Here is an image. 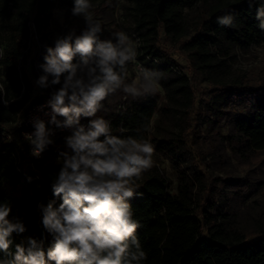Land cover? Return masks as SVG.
<instances>
[{
	"label": "trees",
	"instance_id": "16d2710c",
	"mask_svg": "<svg viewBox=\"0 0 264 264\" xmlns=\"http://www.w3.org/2000/svg\"><path fill=\"white\" fill-rule=\"evenodd\" d=\"M129 1L133 30L142 40L139 59L143 68L160 73L159 88L164 100L159 105V91L135 99L122 89L110 94L96 115L110 121L114 135L152 138L162 152L181 163V151L195 141L197 134L193 139L182 129L175 134L166 130L161 136L145 132L144 126L152 127L157 113L154 123L159 128L167 121L174 125L189 117L197 123L201 115L196 110L201 102L197 98L199 91L208 95L206 107L212 114L221 116L220 108L226 103L242 104V111L228 119L226 134L215 127L217 120L211 118L206 136L211 145H207L206 152H197V163L193 164L196 168L190 173L177 166L175 190L155 165L135 181L138 187L129 202L133 219L140 225L136 235L147 256L141 264H264V227L248 238L231 226L229 215L215 205L214 187L206 188L208 181L222 178H213L205 171L212 161H227V155L247 159L264 150V77L254 81L244 72H231L237 50L264 44V31L256 19V10L264 0H253L251 7L249 0ZM90 3L96 20L94 12H102L107 5L104 0ZM73 4L74 0H0V203L11 205L10 219L18 217L24 222L27 232L23 236L46 238L45 248L51 245L52 237L44 233L38 205L53 199L57 206L62 202L54 197L52 189L62 164L47 163L46 156L56 158L61 152H71L64 140L70 132L59 130L53 137L54 144L38 158L30 154V143L18 138L28 109L51 98L50 87L40 88L33 95L46 47L54 46L55 39L49 37L54 11L63 10L70 29L75 28L77 34L85 27L82 17L72 15ZM99 5L102 11L95 10ZM227 14L235 17L231 27L216 22L217 17ZM191 22H195L193 27ZM189 27L193 28L191 34L187 33ZM161 33L168 40H182L187 66H180L172 58L170 49L161 44ZM100 35L101 39H111L108 33ZM34 36L39 44L30 46ZM124 79L132 83L127 71ZM90 119L81 117V123L87 125ZM16 153L22 157L20 170L14 160ZM204 193L209 196L201 199ZM13 237L16 243L22 239L15 233ZM8 258L0 253V259Z\"/></svg>",
	"mask_w": 264,
	"mask_h": 264
},
{
	"label": "clouds",
	"instance_id": "9594fccd",
	"mask_svg": "<svg viewBox=\"0 0 264 264\" xmlns=\"http://www.w3.org/2000/svg\"><path fill=\"white\" fill-rule=\"evenodd\" d=\"M252 3L249 0L250 7ZM92 7L90 0H74L71 13L82 17L85 27L79 34L72 28L58 35L54 46L46 47L42 74L35 81L40 88L61 85L48 101V123L55 127L37 119L34 131L24 134L31 154L38 158L54 144L56 129L70 130L64 140L71 152L59 154L62 166L52 181L53 195L62 202L57 206L53 199L38 205L42 228L52 243L45 248L46 238L23 236L26 225L18 217L10 219L12 207L2 202L0 253L9 258L0 259V264H141L147 258L129 201L136 194L135 181L154 166V145L147 139L114 135L110 121L96 114L118 89L134 99L155 95L160 73L141 66L138 78L125 83L124 74L127 65L136 61L138 43L124 32L113 34L115 43L101 39L102 27L94 20ZM234 19L227 14L216 22L231 27ZM256 19L264 31V5L257 8ZM81 117L92 119L84 125ZM143 130L150 133L152 127L145 125ZM14 233L22 236L19 243Z\"/></svg>",
	"mask_w": 264,
	"mask_h": 264
},
{
	"label": "rangeland",
	"instance_id": "374dc122",
	"mask_svg": "<svg viewBox=\"0 0 264 264\" xmlns=\"http://www.w3.org/2000/svg\"><path fill=\"white\" fill-rule=\"evenodd\" d=\"M103 4L107 5L103 11L101 10L103 7L101 8L100 5L95 8V10L99 8L102 12L97 13L94 10L95 16L97 17L95 21L101 23V34L108 33L115 43L113 34L124 32L133 42L138 43L136 61L135 63H129L127 65V73L131 77V82H133L138 78L139 69L142 66L141 60L139 59V48L142 44V40L133 30V20L130 9L131 3L129 0H104ZM191 23L193 27L195 22ZM51 27L52 31L49 37L52 39L70 30V24L66 21L65 12L63 10L56 9L54 11V19ZM192 32L193 28L189 27L187 33L191 34ZM33 43L36 45L39 44L37 36H34L33 40L30 41V46H33ZM161 44L170 49L172 58L175 59L180 66H187L182 40L179 42L168 40L161 33ZM231 64V72H244L254 81L259 77H264V44H254L247 50H237L236 59L231 61ZM35 87L33 96H36L40 89L36 83ZM159 92L161 95L159 98V105H161L164 99L160 88ZM197 98L201 101L196 107V110L201 112L200 117L198 119L196 118V121H198L197 123L189 117L187 120L181 122L178 120V123L174 125L170 121H167L162 123L159 128L156 127L154 123L155 119L158 117V113L154 116L152 121L151 131L157 133L159 136L165 134L167 132L166 130L173 131L175 134L180 129H182L183 134L187 133L186 135L193 139H195L194 135L197 134L195 141L189 143V145L181 151L183 159L181 163H177L162 152L152 138L147 139L155 148V154L153 156L154 165L168 177L170 188L173 190L176 189L178 182L177 166L184 168L190 173L191 169L196 168L193 164L197 163L195 158L197 152L207 151L209 139L206 136L211 126V118L213 117L217 120L215 127H219L220 132L226 134L228 131L227 122L230 116L242 111V104L233 102L231 104L226 103L220 108L223 112L221 116L212 114L206 107L208 95L202 94V92L199 91ZM195 123L199 124V129H196ZM66 130L70 132L69 129H65V131ZM11 137L10 135L8 138L11 140ZM18 139H20L21 142L26 141L22 135ZM227 157L228 160L225 162H210L205 170L207 175H211L213 178L218 176L222 179L216 182L208 181L206 188L210 189L214 187L215 205H219L221 211L229 215L230 225L244 232L248 238L254 237L257 235L259 227H264V150L254 153L247 159H237L228 155ZM57 158L58 157L55 158L48 155L46 156V162L51 164L61 163L58 162ZM20 160L22 162L21 154ZM206 196H209V194L207 195V193H204L201 195V199L206 198Z\"/></svg>",
	"mask_w": 264,
	"mask_h": 264
},
{
	"label": "built area",
	"instance_id": "2783aa9c",
	"mask_svg": "<svg viewBox=\"0 0 264 264\" xmlns=\"http://www.w3.org/2000/svg\"><path fill=\"white\" fill-rule=\"evenodd\" d=\"M37 72H38L39 76L42 74V72H40V70H38ZM50 89L52 92H54L58 88L54 85V86H50ZM49 100H50V98H45L42 101L34 104L33 106H31L28 109L26 119H25V123H24V129L22 131V137L25 138V136H24L25 133H31L32 131H34V122L37 119L44 120L47 127H53V128L55 127L54 125H51L50 123H48L50 120V113H51V108H50V105L48 104ZM58 119H62V117H58ZM58 130L59 129H56V132ZM20 147L22 149L23 145H20ZM31 148H32V146H30V148H29L30 151H31ZM14 160H15V164L17 166V169L20 170L21 160H20V154L19 153H16L14 155Z\"/></svg>",
	"mask_w": 264,
	"mask_h": 264
}]
</instances>
